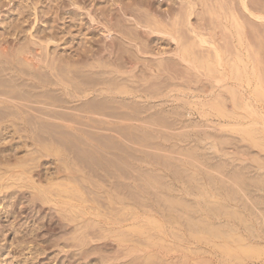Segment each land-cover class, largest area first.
<instances>
[{"label": "rangeland", "instance_id": "rangeland-1", "mask_svg": "<svg viewBox=\"0 0 264 264\" xmlns=\"http://www.w3.org/2000/svg\"><path fill=\"white\" fill-rule=\"evenodd\" d=\"M62 1L65 0H0V34L8 35L15 22L24 21L28 17L34 19L36 16L32 9L37 7L40 20H36L37 23L33 29L35 34L51 33L55 27L57 29L65 28L63 32H66V29L74 26L73 29H77L75 31L81 33V38H84L87 33L88 35L92 34V37L93 33H90L85 16L81 18L83 20L71 19L69 16L71 15L69 11L76 8L75 5L69 4L73 0H66L68 3L65 4H62ZM102 1L107 3L108 0ZM112 1L110 0V2ZM139 1L143 4L140 6L138 3L143 12H140L142 17L147 13L153 20H162L165 24L172 22L168 26L177 24V27H180L179 34H181L177 36L180 41L177 45L169 35L153 33V37L155 36L154 52L160 53L162 50L168 49L173 53V58H170L172 60L167 62V65L170 63V68L172 65V69H169L171 72L168 84L170 85L165 83L166 80L163 78L162 81L161 78H156L158 79H155L157 83L153 81L152 90L157 92L160 89L158 91L160 94L155 96L150 103L145 104H156L157 106L150 109L151 111L147 110L145 115L141 114L143 117L141 118L142 126L138 128V131L131 129L132 132H138L140 135V145L124 139V149L122 152L118 151L121 158L119 160V157L117 158L113 154L106 152L104 154L93 152L96 153L93 154L89 151L87 147L90 145L86 146L81 141L84 139L86 141V137L91 133L84 134L83 137L80 136L82 134H78L79 142L76 136H74V139L77 138L74 142L73 139L68 141L64 137L66 142H70V147L74 145L70 149H73L78 158L82 159L79 161L76 157L74 160H70L66 156L69 150H64L65 156L62 154L44 157L47 162L39 168V174L34 171V179L40 183L38 184L47 191L48 195L57 196V198L67 195L66 197L72 198L75 204L85 205L86 210L99 213L100 216L97 215L91 219L87 228H82L85 219L81 217L78 220L77 218L80 216L76 213L81 209L68 210L69 213L71 212L69 214L67 210L54 208L53 203H45L39 198L31 200L37 192L36 189L13 185L5 189V195H0V264H251L253 261L264 262V220L262 221V217L264 218V49H261L262 52L257 47H253V43H264V24H254L253 21L245 22L246 24L240 28L243 32L246 30L249 32L247 36H245L246 34H237L229 19L233 11L241 12L243 9L240 0ZM89 2L90 0L86 3L89 4ZM22 3L27 6L25 15L19 14ZM177 3H181L180 6ZM213 3L216 8L213 7ZM247 3L252 10L264 13V0H247ZM183 4L187 6L184 8L181 6ZM57 5H60L59 9H57ZM182 9L184 14L181 13ZM49 10L53 13L45 14ZM203 10L205 11L203 12ZM149 11L150 13H148ZM186 12H191L193 25L203 27L200 26L208 43L214 42L216 46L194 44L183 47L184 42L189 44L192 43V39L194 41L198 39L189 30L191 25ZM57 14L60 19L58 22H53V18ZM63 15L68 19H64ZM159 22L161 23V21ZM28 23H25L26 26ZM210 26L211 30L208 28ZM22 35L27 37V33ZM99 37L100 35L95 36V39ZM182 39L184 40L182 41ZM73 44L78 47V42ZM73 44L62 41L58 49L63 52L65 49L74 51L76 47H73ZM181 49H183V53ZM156 62L159 63L160 60L157 58ZM143 65V62L139 65L140 72L144 71L145 66ZM159 81L162 83H158ZM142 83L144 82L142 81ZM146 85L149 86V83ZM140 100L144 101L142 98ZM152 110L157 114H153ZM174 111H177L176 114ZM151 113L153 120L149 117ZM163 116H167L168 119ZM147 120H151L153 123L148 124ZM170 121L172 124H169ZM160 123H163L162 127ZM140 128L141 130H139ZM248 130L249 132H247ZM250 130H252L251 134L254 132V136L250 134ZM246 132L247 134H245ZM61 136L58 135L57 139L63 141ZM252 137L254 138L252 139ZM17 141L20 142L21 139L17 138L14 142ZM146 142L156 145L150 146ZM257 142L258 144H256ZM90 144L92 143L90 142ZM145 144L150 147H146ZM157 145L161 147L157 148ZM163 145L166 150L163 149ZM134 147H138L139 151L135 152L136 148ZM29 149V147L21 148L18 155L25 156ZM108 150L113 151L112 149ZM134 156L141 159L136 160ZM72 161L75 163H71ZM65 162H69V165L74 168H85L84 165H91L89 168L93 167L99 174H103L105 183L110 186L104 182H98L96 178H91L88 182L92 181L95 184L97 181L96 185L100 183L102 186L99 185L98 188L92 186L91 190L96 192L88 194L85 191L86 186V189L79 186L80 180L78 183L77 181L74 183V181L59 178L62 174L69 173V170L66 171L63 168H61L63 170L61 174H55L57 177L54 183L57 185L50 184L47 180L53 176L55 163L56 165L60 163L61 166H59L63 167ZM118 168L124 171L126 177L130 175L134 179L139 175L138 181L135 182L138 186L134 187L135 179L132 181L133 179H130L129 176V179L122 178L123 185L119 179H114V176H118L120 171ZM132 173L136 176H131ZM236 173L239 176H235ZM111 175L114 176L110 177ZM79 176L83 180V174L79 172ZM88 182L82 181L85 185H88ZM237 183L243 186L241 187ZM77 190L81 191L80 197L78 196L79 200L76 198L79 194ZM106 190H110L107 192L108 195ZM117 190L126 196H135L136 194L137 199H140L138 201L140 204L136 206L133 203L116 205V202L113 203L114 200L109 196H116ZM24 191L26 198L23 197L17 202L18 194L24 193ZM181 198L184 200L182 201ZM166 199L169 200L166 201ZM173 200L175 203L171 204L170 202ZM15 202L17 203L13 205ZM213 207L216 210L220 209L217 211L218 214H215ZM211 208L214 210L211 211ZM118 209L119 211H117ZM151 209H154L155 215L149 218V216H153V213L150 212ZM261 209L262 211H260ZM146 211L148 214L144 213ZM252 215L255 216L252 217ZM107 220L111 221V224L104 227L102 223ZM132 220L138 223L134 222V224ZM142 222L143 224H141ZM247 246H251V249L254 250L251 254H249L251 251H245L249 248Z\"/></svg>", "mask_w": 264, "mask_h": 264}, {"label": "bare ground", "instance_id": "bare-ground-1", "mask_svg": "<svg viewBox=\"0 0 264 264\" xmlns=\"http://www.w3.org/2000/svg\"><path fill=\"white\" fill-rule=\"evenodd\" d=\"M87 1L88 0H73L72 3H69L70 5L76 6V8H73L69 11V13L71 14L69 16L71 17V19L78 18L80 20H83L81 18L85 16V19L87 18L86 24H89L88 28L90 29V33H93L92 37H91L92 34L88 35V33H87V34H85L84 38H81L80 37L81 33L76 32L75 30H77V29H73L74 26L69 27V29H66V32H63V30H65V28L57 29L55 27V29L51 33H45V34L37 33V34H35L33 29H34L35 24L37 23L36 20H40V16H38V14H37V13H39V8H37V7L32 9L34 11L33 14H35V16H36L34 19H31L30 17H28L24 21L15 22L14 26L8 32V35H1L0 34V195L1 194L5 195V193H4L5 189L10 188L13 185H18V186H21L22 188H23V186L31 187L33 190L36 189L37 192H35V194H34L35 196H33V198L31 197L32 198L31 200H35L37 198L42 199L43 202H45V203H53L54 208L60 209V210H67V211L68 210H76L77 211V208L81 209L78 212H76L78 214V216H80L77 219L79 220L82 217L85 219L84 220L85 222L88 221L86 224L84 222L85 226L82 225V228H87L88 223L91 221V219H94L97 215L100 216L99 213L96 214V212H91L90 210H86L87 209L86 206L82 205V204L79 205L80 203L78 205L75 204L72 201V198L70 199V198L66 197L67 195L63 196L62 198H57V196L48 195L47 191H45L44 188H42V186L39 185L40 183L34 179V176H35V175H33L34 171H36L35 173H37V174L40 173L39 168H41L45 164V162H47L44 160V157L60 156L62 154L65 156L66 154H64V153H66V152H64V150H69V153L66 156L68 158H70V160H72V159L74 160L76 157H77L76 159H79L78 156L74 153L73 149L72 150L70 149L74 145L72 147H70L71 144H70V142H68V141H71L72 139L74 142L78 138L77 137L78 134L79 135L82 134L80 136L83 137L84 134L86 135V134L91 133L90 134L91 136L88 135V137H86V139H87L86 141L84 139L81 142L84 143L86 146L90 145L87 148L92 153L93 152H96V153L100 152V153L104 154L106 152L108 154H113L115 157L117 156V158L120 155L118 153L122 152L124 149L123 143H125V140H128L129 142H131L133 144L136 143V144L140 145L139 144L140 140H141L140 135L138 134V132H132L131 129L138 131V128L140 126H142V122H141L142 119L141 118H143V117L141 116V114L142 113L144 114L147 112V110H150V109L154 108V106H157L156 104H154V105L153 104H150V105L145 104V103H150L155 96H158L160 94L158 92L160 89L157 92L156 91L154 92L152 90L151 85L153 84V81L157 83L156 80L161 78V81H162V78H163L166 80L165 83L168 84L169 83L168 78L170 79V72H171L169 69H172V65L170 68V65H169L170 63H169L168 64L169 67H168L167 62L172 60L170 58H173V55H172L173 53L171 51H169L168 49L167 50L165 49L162 51L160 50L161 51L160 53H155L154 52L155 47L153 45V43L155 42L154 41L155 36L153 37V33L159 32L161 34L169 35L177 45H179V43H180V41L178 40L179 38L177 36L181 35V34H179L180 33L179 28L180 27H177V24L172 25V26H168L172 22L169 21L170 22L169 24H165V23H163L162 20L156 21L154 19L155 20L154 21L153 19H151L150 16L147 15V13H145L146 15H143V17H142L140 15V12H142V11H141L140 7L138 6V3L140 6H142L143 4H141L142 2L139 0H130L128 2H126L125 0H113L112 2H110V0H108L107 3H106V1H102V0H90L89 4L86 3ZM61 3L65 4V3H68V1L65 0L64 2L62 1ZM240 3L242 5L243 9L241 10V12H234L233 11V13L231 12V10H232L231 9L230 13H232V14H230L231 16H230L229 21L234 26L235 30L234 29L233 30L236 31L237 34H243V35L246 34L245 36H247V33H249V32H247V30H246V32L245 31L243 32V30L241 31L242 28H240V26L243 27V25L246 24L245 22H252V21L254 22V24L258 23L259 25L260 24L263 25L264 24V22H263L264 21V13L256 12V11H254V9L252 10L249 7L250 5H248L247 0H240ZM179 4H181V3H179ZM184 4H185V2H184ZM184 4L181 6H184ZM147 5H149V4H147ZM192 5H194V4H192ZM185 6H187V5H185ZM185 6H184V8H185ZM205 6H207V5H205ZM59 7H60V5H57V9H59ZM193 7H195V6H193ZM213 7H215L214 3H213ZM26 8H27V6H24L22 3V6H20V9H19V14L25 15V13H27L25 11ZM186 9H187V7H186ZM219 9H221V8H219ZM170 11H173V10H170ZM182 11H183V9L181 10V13H183ZM204 11L205 10H203V12ZM162 12H164V11H162ZM184 12H185V10H184ZM191 12H192V10H191ZM191 12H186L187 16H188L189 23L191 25V27L188 25V28L190 27L189 28L190 32L195 36V38H198V39L196 41H194L192 39V43H189V44H187V43L185 44V42H184V44H182V45H184L183 47H186V46L189 47L190 45H194V44H200V45H204V46L206 44H210V43H208V40L204 37V33L202 32L203 30H201L202 26L201 25H200L201 27L195 26L191 23ZM198 12H199V10H198ZM209 12H210V10H209ZM211 12H212V10H211ZM48 13H53V11L49 10V11L45 12V14H48ZM148 13H150V11ZM181 15H180V17H181ZM217 15H218V13H217ZM0 16H1V8H0ZM165 16H167V15H165ZM165 16H163V17H165ZM206 16H208V15H206ZM184 17H185V15H184ZM63 18L68 19V17L67 16L64 17V15H63ZM194 18H195V15H194ZM30 19H31V21H30ZM59 19H60V16L57 14L53 18V22H58ZM169 19H170V16H169ZM176 19H175V21H176ZM159 21H161V23ZM182 21H184V20H182ZM26 22H29L27 24V26L25 24ZM204 23H205V21H204ZM173 24H174V22H173ZM208 28H210V30H211V26ZM23 33H27V37H23L24 36V35H22ZM98 35H100V37L95 39V36H98ZM13 36H14V39H12ZM88 36H90V37H88ZM165 37L167 38V36H165ZM183 40L184 39H182V41ZM241 40H243V39H241ZM62 41H64V43H71V44L78 42V47L74 46V44H73V47H76V49L74 51H68L67 49H65L64 52L60 51L58 49V47L60 46V43ZM237 41H238V39H237ZM210 45L216 46L214 42L211 43ZM197 46H199V45H197ZM197 46H195V47H197ZM180 47H181V44H180ZM253 47H255V48L257 47V49H260V50L264 49V43H257V44L253 43ZM125 48H127V49L125 50ZM218 50H219V48H218ZM181 51L183 53V49H181ZM185 51H187V50H185ZM157 58L160 60L159 63L156 62ZM258 58H259V56H258ZM199 60H201V59H199ZM212 60H214V59H212ZM141 62H143V64H144L143 66H145V67H144V71L140 72L138 69H139V65L141 64ZM208 64H210V63L208 62ZM189 65H191V64H189ZM208 67H209V65H208ZM156 78H158V79H156ZM142 81L144 83H142ZM147 83H149V86L146 85ZM158 83H162V82L159 81ZM162 85H164V84H162ZM168 85H170V84H168ZM177 85H179V84L177 83ZM159 88H161V87H159ZM203 91H204V89H203ZM140 98L144 99V101L140 100ZM153 110H152V113L155 114ZM150 111H148V112H150ZM158 111H160V110H158ZM175 112H177V111H174V113ZM152 113L150 114L149 117H150V119L153 120ZM166 113H167V111H166ZM181 116H182V113H181ZM146 117H148V116H146ZM163 117L167 118V116H163ZM158 119H160V118H158ZM172 119H174V118H172ZM154 120H155V118H154ZM147 121H148V124L153 123L151 120L150 121L147 120ZM160 122H162V121L160 120ZM161 124H163V123H160V125ZM169 124H172L171 121ZM162 126L163 125H161V127ZM166 126H165V129H166ZM150 127H151V125H150ZM154 129L156 131V128H154ZM130 130H131V132H130ZM139 130H141V128ZM253 131H257V130H253ZM247 132H249V130ZM247 132L245 134H247ZM251 132H252V130H250V134H251ZM148 133H150V132H148ZM250 134H249V136H251V135L254 136V132H253V134H251V135ZM256 134H258V133H256ZM58 135L59 136L62 135L61 137H63V141L62 140L60 141L59 139H57ZM74 136H76L77 138L74 139L75 138ZM166 136L168 137V135H166ZM64 137L66 138V140H68L67 142L64 140ZM69 137H71V138H69ZM141 137H143V136H141ZM17 138L21 139V141L20 142L19 141L14 142ZM253 138L254 137H252V139ZM148 139H149V137H148ZM256 139H258V138H256ZM78 140H80V138H78L77 141ZM105 140H107V141H105ZM88 141H90L92 144H90V142H88ZM111 142H112V144L114 143V145H112ZM255 142H253V143H255ZM146 144H150V143L146 142ZM256 144H258V142ZM152 145L150 144V146H152ZM154 145H156V144H154ZM143 146H144V144H143ZM150 146L146 145V147H150ZM158 146H160V145H157V148H158ZM25 147L30 148L29 152L28 153L26 152L25 156H19L18 155L19 150L21 148H25ZM134 148H136V147H134ZM137 148L134 149L135 152L139 151V150H137ZM164 148H165V146L163 147V149ZM108 149H112L113 151H110ZM132 149H133V147H132ZM164 150H166V148ZM92 153H91V155H92ZM96 153H93V154H96ZM128 153H130V152H128ZM133 155H134V153H133ZM121 157L123 158V156H121ZM94 158H95V156H94ZM80 159H82V158H80ZM80 159H79V161H80ZM118 159L120 160L121 158L119 157ZM134 159L138 160L141 158L134 156ZM122 161H123V159H122ZM73 162L75 163V161H72L71 163H73ZM88 162H87V164H88ZM90 163H91V161H90ZM85 164H86V160H85ZM59 165H60V163H59ZM59 165H56V163H55V167H54L55 171L53 172V176L49 177V180H47V181H49L50 184H56L54 182L56 180L57 175L61 174V172L63 171V170H61V168H63L66 171L69 170V173L62 174V176H59V178H63V180L74 181V183H76L75 181H77V183H78V181L80 180L79 186L82 188L83 187L85 188V186H86L87 189L85 188L86 190L85 189L84 190L88 194H90V193L92 194V192H96L94 190H91L92 186L98 188L99 185L102 186L100 183L106 182L103 174H101V173L99 174V172L96 171L95 169H93V167L89 168V166H91V165H87L89 169L87 168L86 165H84L85 168L71 167V165H69V162L68 163L65 162V164H63V167H60L61 165L60 166ZM119 168H121V167L119 166ZM119 168H118V171L120 170ZM123 169H124V167H123ZM134 169H135V166H134ZM79 172L83 174V178H82L83 180H81L79 178L80 177ZM55 174H57V175H55ZM237 174L238 173H236L235 176H239V174L238 175ZM113 176L114 175H111L110 177H113ZM128 176L130 177V175H128ZM128 176L126 177V174L124 173V171L120 170L118 172V176L115 175L114 179H116V180L119 179L121 185H123L124 183L122 184V178L126 177V179H127ZM131 176H136V175H134L132 173ZM138 176H136L134 178L135 181H134L133 177H130V179H133L132 181H134V184H135L134 187L138 186L135 183L138 181V178H137ZM91 178H96L98 180V182H100V183H98V185H96L97 181L95 184H93L92 181L88 182V180H90ZM234 178H236V177H234ZM234 178H230V179L233 180ZM85 180L88 182V185H85V183L84 184L82 183V181H85ZM119 181H117V182L119 183ZM57 182H58V180H57ZM236 182H238V181H236ZM61 183H64V181H61ZM239 183H237V184H239ZM262 183H263V181H262ZM58 184H59V182H58ZM105 184H108V183H105ZM147 185H148V183H147ZM240 185L241 184H239V186ZM242 186L243 185H241V187ZM247 186H249V185L247 184ZM74 189H76V188H74ZM89 189H90V191H89ZM246 189H247V187H246ZM243 190H245V189H243ZM69 192H71V191H69ZM74 192H75V190H74ZM78 192H79V194H77ZM78 192L76 193L77 194L76 198H78L81 191H78ZM107 192H110V190H106V193ZM117 192H118V194L116 196H114V195L109 196L112 200H114V202L112 201L113 203L116 202V205H118V204H120V205L126 204L127 205V203H133L136 206V205L140 204V202H138L140 199L139 200L137 199L136 194H135V196H126L124 193H121L118 190H117ZM24 194H25V191H24V193L18 194L17 202L19 201V199L26 196ZM50 194H52V193L50 192ZM88 194H87V196H88ZM95 194L97 195L99 193H95ZM108 194L109 193H107V195ZM165 194H167V193H165ZM55 195H57V194H55ZM70 195H68V196H70ZM93 196L95 197V195H93ZM248 196L251 197L252 195H248ZM89 197H90V195H89ZM81 198H83V197L81 196ZM78 200H79V198H78ZM96 200L99 201V199H96ZM168 200L166 199V201H168ZM181 200H182V198H181ZM242 200H245V199H242ZM249 200H251V199H249ZM100 201H101V199H100ZM174 201L175 200L171 201L170 203L173 204ZM185 201H187V200H185ZM17 202L13 203V205H15ZM43 202H42V204H44ZM112 202H110V203H112ZM240 202H241V199H240ZM158 203L161 204L160 202H158ZM141 205H143V204L141 203ZM182 205H183V203H182ZM114 206H115V204H114ZM169 206H170V204H169ZM169 208H171V207H169ZM213 208L215 209V207H213ZM217 208H218V206L216 207V209ZM214 209H212L211 211H213ZM216 209L214 210L215 214H218L217 211L220 209H218V210H216ZM117 211H119V209ZM260 211H262V209ZM150 212L153 213V216H149V218L154 217V215H155L154 209H151ZM68 213H69V211H68ZM144 213H147V211ZM69 214H71V212ZM141 214H143V213H141ZM231 214L232 213H230V215ZM116 215H117V213H116ZM137 215H139V214H137ZM118 216H119V214H118ZM134 216H135V214H134ZM231 216H233V215H231ZM253 216H255V215H252V217ZM73 217H76V216H73ZM140 217H141V215H140ZM136 220H138V218H136ZM263 220H264V218L262 217V221ZM188 221H191V220H188ZM132 222L134 223L136 221L132 220ZM143 222L141 224H143ZM117 223H118V221H117ZM136 223H138V222H136ZM102 224L104 227H106V225L111 224V221H108V220L105 222L103 221ZM132 225H131V227H132ZM147 225H149V224H147ZM136 227H137V225H136ZM65 228H66V226H65ZM139 229H137V230L139 231ZM147 229H149V228H147ZM251 229H253V228L251 227ZM142 230L143 229H141V231ZM98 231H99V229H98ZM143 232H144V230H143ZM218 232H217V234H218ZM165 233H166V231H165ZM251 237H253V236H251ZM120 242H121V239H120ZM246 245H247V243H246ZM248 245H250V244H248ZM247 247H249L248 250H245L244 248L243 249L246 252L251 251L250 253L248 252L249 254H251L254 250L251 249L252 248L251 246H247ZM251 264H264V262L253 261Z\"/></svg>", "mask_w": 264, "mask_h": 264}]
</instances>
